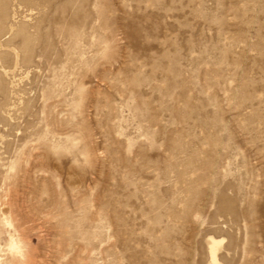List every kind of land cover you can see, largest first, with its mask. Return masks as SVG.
Returning a JSON list of instances; mask_svg holds the SVG:
<instances>
[{"label": "rangeland", "instance_id": "1", "mask_svg": "<svg viewBox=\"0 0 264 264\" xmlns=\"http://www.w3.org/2000/svg\"><path fill=\"white\" fill-rule=\"evenodd\" d=\"M0 264H264V0H0Z\"/></svg>", "mask_w": 264, "mask_h": 264}, {"label": "bare ground", "instance_id": "2", "mask_svg": "<svg viewBox=\"0 0 264 264\" xmlns=\"http://www.w3.org/2000/svg\"><path fill=\"white\" fill-rule=\"evenodd\" d=\"M28 31H29V34H31V32H30V30L28 29ZM28 31L26 32V33H28ZM23 33V32H22ZM19 35H21V34H19ZM32 37V36H31ZM15 38V37H14ZM28 39V38H27ZM16 55H18V54H16ZM18 62V61H17ZM215 245H218L219 243L218 242H215L214 243ZM215 249L213 248V254H214V257H215Z\"/></svg>", "mask_w": 264, "mask_h": 264}]
</instances>
